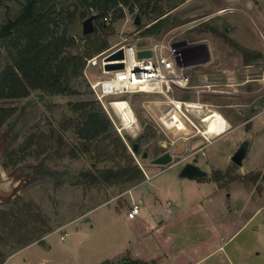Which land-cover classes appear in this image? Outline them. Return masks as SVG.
<instances>
[{"label": "rangeland", "instance_id": "1", "mask_svg": "<svg viewBox=\"0 0 264 264\" xmlns=\"http://www.w3.org/2000/svg\"><path fill=\"white\" fill-rule=\"evenodd\" d=\"M173 1H179V5L170 11L159 33H143L151 23L138 16L136 25L135 11L129 12L127 8H123L124 16L115 22H111L109 16L103 19L110 26L109 47L94 59L96 63L85 62L82 76L74 83L79 94L33 92L21 100H0V107L19 108L0 131V209L19 198L52 227L39 243L32 242L17 250L0 245V259H4L0 264H114L134 254L143 259H149L150 255L164 256L160 264H264V113L253 122H246L249 115L264 108V77L257 88L240 83L247 75H264V50H252L261 56L252 60L251 72L237 73L235 79L239 82L232 84L234 89L219 87L220 92H229L222 101L233 106V121L245 122L230 136L216 139L215 135L226 126L224 118L214 110L217 88L196 78L195 67L187 64L186 50L204 38L224 41L221 35L228 36L230 32L225 30L226 21L216 13L226 11L228 3L225 0ZM4 2L8 15L14 17L18 13L17 4L13 0ZM247 13L242 18L248 39L253 45L264 43L263 26L252 11ZM5 18L2 5L0 25ZM81 23L82 20L76 18L71 30L77 38L82 34ZM237 37L232 39L236 44ZM120 45L153 49L164 56L171 48H176L183 58V68L176 72L188 77L187 85L184 88L171 86L169 91L162 92L130 89L118 93V89H104L98 82L113 77L111 71L104 69V57ZM239 53L243 58V52ZM4 58L5 50L0 45V70ZM211 79L209 75V81ZM87 99L100 103L115 133L149 179L144 175L135 185L107 187L76 182L80 170L91 168L92 159L80 152V140L72 128L64 133L67 145L61 151L53 149L48 154L31 155L15 168H3L5 153L20 146L31 131L48 134L51 127L59 129L60 124L73 115L69 104ZM170 99L194 102L202 107L185 112L186 117L180 115L187 124L184 127H166L160 117ZM119 100L127 103L134 116L130 128L124 127L112 106ZM215 118L220 119L221 130L213 135L204 133L205 126ZM244 139L249 141L248 152L238 167L229 156ZM132 142L139 144L137 153L131 151ZM72 149L77 156L72 157L69 152ZM143 152H147L146 158H142ZM165 152L172 156L171 162L150 163ZM121 161L119 155L104 156L96 161V167H117ZM187 162H195L208 176L180 178L178 173ZM215 173H218L216 180L213 179ZM255 174L259 177L253 181ZM131 193L142 200L140 206L146 211L144 219L125 217ZM166 213L171 216L169 221L164 218ZM24 217L32 225L37 224L26 209ZM84 217L89 221H83Z\"/></svg>", "mask_w": 264, "mask_h": 264}, {"label": "trees", "instance_id": "2", "mask_svg": "<svg viewBox=\"0 0 264 264\" xmlns=\"http://www.w3.org/2000/svg\"><path fill=\"white\" fill-rule=\"evenodd\" d=\"M13 1L18 6V13L10 17L8 6L0 0L6 14L0 25V45L5 50L4 65L0 70V100H21L33 92L62 96L79 94L74 83L82 76L86 60L109 47L107 35L110 26L105 23L104 17L109 16L110 21L115 22L124 16L123 8H127L151 23L143 33H159L170 11L179 5V1L173 0ZM90 15L95 16L94 30L77 38L71 33L75 19L83 20ZM223 39L234 43L225 34ZM241 51L245 63L261 56L259 52ZM69 107L73 115L64 120L59 129L51 127L48 134L31 131L20 146L7 151L2 161L3 168H15L31 155L48 154L53 149L61 151L67 145L64 133L72 128L80 140V152L92 159L91 168L80 170L76 182L91 187L141 182L144 179L141 168L134 162L124 141L115 133L100 103L96 99H87L70 103ZM18 109L13 105L0 107V131ZM69 152L72 157L78 155L74 149ZM116 155L122 160L117 167L97 169L96 161L100 157ZM217 175L215 173L214 180ZM258 177L259 174L252 175L251 180L255 181ZM25 209L37 224L33 222L32 225L25 219ZM31 210L30 205L19 198L0 209V245L17 250L32 242L39 243L52 231L45 218ZM3 261L1 258L0 262ZM120 262L144 264L124 257L114 264Z\"/></svg>", "mask_w": 264, "mask_h": 264}, {"label": "crops", "instance_id": "3", "mask_svg": "<svg viewBox=\"0 0 264 264\" xmlns=\"http://www.w3.org/2000/svg\"><path fill=\"white\" fill-rule=\"evenodd\" d=\"M226 1L228 3L226 5V11H218L216 15L219 16L222 21H226L227 27L225 28V30H228L230 32L228 36L231 40L236 39L235 37L238 36V44H236L235 41L234 43H230L224 39V41L221 42L218 40L214 41L213 39L207 40L206 38H204L198 41L195 46L189 47L186 50V59L188 60L187 64L189 67H195L194 72L196 73V78L202 82L207 81V84L214 85L217 88V101L215 102L216 109L214 110L224 118L226 126L225 129L220 132V134L215 135L217 137L216 139L226 138L230 136V134L233 133L235 129H240V126L245 122L242 120L238 121L237 123L233 121V112L231 111V108L233 106L228 102L222 101L224 98H227L225 96H227L226 94H229V92H226L227 90L225 92L219 91L222 89L219 87L234 89L235 87H233L232 84L238 81L235 79L237 73L241 71L242 73H244L245 71L251 72V69L254 66V62H252V60L248 63H245L243 61L242 55H240L241 53L238 54V51H241V49L249 51L264 50V43L253 45L250 42L247 37L249 36V34L245 31L244 28V18H242V15H248L247 12L248 10H250L254 13L255 18L260 22L264 29V0H225V2ZM223 8L225 7H220V9ZM232 21H234V23H232ZM261 36L264 38V35L262 33ZM221 37L223 38V34L221 35ZM258 61L261 60L258 59ZM238 67H241L242 70ZM209 75L210 78H212L210 81ZM261 77H264V75H247V77L241 80L240 83H242L243 85L250 84L252 88H257V85L262 82ZM254 93L256 94L257 92ZM263 113L264 108H261L252 115H249L246 122H253ZM180 119L182 121V127L187 125L184 118L180 117ZM174 128L178 129L179 127ZM202 147L203 145L200 147V149ZM131 201H139L140 204L142 202V200L138 196L133 195V193H131ZM125 217L129 220H135L137 217L144 219L146 217V211H143L140 206V210L137 216L132 219L128 218L127 215ZM170 217L171 216H169V213L164 214L165 220L169 221L171 219ZM85 218L86 217H84L83 221H86ZM163 257L164 256L156 257L154 255H150L149 259H143L139 258L137 254H134L132 258L129 256L127 258L142 261L144 262V264H160V261H163Z\"/></svg>", "mask_w": 264, "mask_h": 264}, {"label": "built area", "instance_id": "4", "mask_svg": "<svg viewBox=\"0 0 264 264\" xmlns=\"http://www.w3.org/2000/svg\"><path fill=\"white\" fill-rule=\"evenodd\" d=\"M106 19L107 18L104 17V20ZM118 50L123 51L122 59L109 60V56ZM138 50H150V55L147 57H138L136 55ZM104 52L105 51L101 53ZM101 53L88 58L86 60L87 63L92 61V64L96 63L94 59L99 57ZM182 59V53L179 50H176V48H171L169 54L164 56L160 53L157 54L153 49H139L131 45H120L111 50V52L104 57L103 66L105 67L107 64L121 62L123 67L116 70H107L113 73V77L110 80L98 83H102L103 88L108 89V91L112 90L111 87L109 89L108 84L111 82L116 83L117 85L114 87V90L118 89V93H123L130 89H132L131 91L162 92L163 90L169 91L171 86L184 88L187 85L188 77L184 76L181 72H176V69L181 70L183 68L181 65ZM135 80H138L139 82H136ZM168 102V108L160 117L161 123L166 127H169V124L163 120V117L164 119L171 120L172 112H176L178 116L183 115L186 117L185 112L193 109L194 107L191 104H195L194 102L172 99ZM199 106L200 108L202 107L200 104ZM144 175L146 176V179H149L145 173ZM139 210V201H131L126 215L128 218L132 219L138 215ZM60 239H63V236H60Z\"/></svg>", "mask_w": 264, "mask_h": 264}, {"label": "water", "instance_id": "5", "mask_svg": "<svg viewBox=\"0 0 264 264\" xmlns=\"http://www.w3.org/2000/svg\"><path fill=\"white\" fill-rule=\"evenodd\" d=\"M94 15H90L82 20L81 23V33L82 34H88L91 33L94 30ZM135 24H139V19L138 15L135 16ZM136 55L138 57H147L150 55V50H138L136 52ZM123 57V51L118 50L117 52L113 53L112 55L109 56L110 59H122ZM123 67V64L121 62L119 63H113V64H107L105 66V69L107 70H116V69H121ZM248 146H249V141L248 139L242 140L236 150L229 156L230 161L235 164L236 166L240 167L242 165V162L244 158L247 155L248 152ZM139 150V144L138 142H132L131 143V151L133 153H137ZM142 158H146L148 156L147 152H143L141 154ZM172 161V156L170 153L165 152L154 159L150 161L151 164L154 165H164ZM178 176L180 178H187V179H199V178H204L208 176V173L202 170L195 162H187L185 163L179 173ZM85 220H89L88 218H85ZM118 264H123V262H120Z\"/></svg>", "mask_w": 264, "mask_h": 264}, {"label": "bare ground", "instance_id": "6", "mask_svg": "<svg viewBox=\"0 0 264 264\" xmlns=\"http://www.w3.org/2000/svg\"><path fill=\"white\" fill-rule=\"evenodd\" d=\"M136 82H139L138 80H135ZM109 89L111 87L112 91H114V87L117 85L116 83H109L108 84ZM142 86V85H141ZM143 87V86H142ZM141 87V88H142ZM110 91V90H109ZM194 108H200L199 104H191ZM112 106L114 110L116 111L117 115L119 116L122 124L125 128L129 127L134 122V116L132 114L131 109L128 107L127 103L123 100L115 101L112 103ZM163 120L169 124V127H182V121L180 119V116L177 115L176 112H172V118L171 120H167L166 118ZM220 119L215 118L208 122L207 126H205L204 133L206 134H217L221 129V126L219 125ZM220 126V127H219ZM130 128V127H129ZM22 173V172H21Z\"/></svg>", "mask_w": 264, "mask_h": 264}]
</instances>
